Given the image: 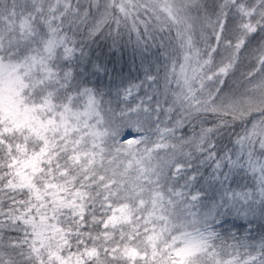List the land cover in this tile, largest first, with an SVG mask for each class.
Wrapping results in <instances>:
<instances>
[{"label": "snow or ice", "instance_id": "6c2138e0", "mask_svg": "<svg viewBox=\"0 0 264 264\" xmlns=\"http://www.w3.org/2000/svg\"><path fill=\"white\" fill-rule=\"evenodd\" d=\"M0 264H264V0H0Z\"/></svg>", "mask_w": 264, "mask_h": 264}]
</instances>
